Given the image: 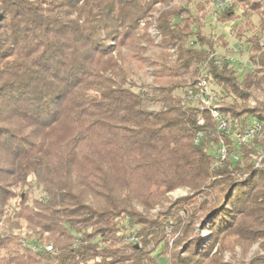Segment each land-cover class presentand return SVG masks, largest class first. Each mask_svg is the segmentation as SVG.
<instances>
[{"label": "trees", "instance_id": "16d2710c", "mask_svg": "<svg viewBox=\"0 0 264 264\" xmlns=\"http://www.w3.org/2000/svg\"><path fill=\"white\" fill-rule=\"evenodd\" d=\"M174 1L0 0V264H264V0Z\"/></svg>", "mask_w": 264, "mask_h": 264}, {"label": "built area", "instance_id": "2783aa9c", "mask_svg": "<svg viewBox=\"0 0 264 264\" xmlns=\"http://www.w3.org/2000/svg\"><path fill=\"white\" fill-rule=\"evenodd\" d=\"M230 3V0H215L212 6V12L216 9L223 8L226 4ZM215 14H212V20L215 21ZM154 35V34H153ZM241 49L239 46L234 47L233 51L236 56H230L229 59L235 61L237 58H240ZM211 53L209 57H213ZM241 59V58H240ZM216 64H219V60H215ZM186 97L195 101L202 110H206L215 121L216 129L219 132H226L229 128L230 123L232 122L231 118L225 115L219 107V104L215 102L216 93L212 89L208 80L206 79V74L201 70L200 76L197 78L196 83L186 89ZM204 122L203 117H199L198 123L202 124ZM261 129V123L257 120H254L251 125L241 132L235 133V138L238 143L245 142L251 139L255 134ZM200 131L196 133L195 141H198ZM217 153L220 158H224L226 155V148L222 139H220V144L217 148ZM219 161H216L218 164ZM47 249H51V246H46Z\"/></svg>", "mask_w": 264, "mask_h": 264}, {"label": "rangeland", "instance_id": "374dc122", "mask_svg": "<svg viewBox=\"0 0 264 264\" xmlns=\"http://www.w3.org/2000/svg\"><path fill=\"white\" fill-rule=\"evenodd\" d=\"M214 1L215 0H213L212 4H210V5L213 6ZM180 2L181 1L176 0L173 3L174 4H180ZM158 7H159V5H158ZM210 19H211V15H210ZM210 19L208 17L205 19L207 21V23H205L206 26L204 28L205 32L213 33L215 36L222 35L224 40L227 41L228 46H230V47L235 46V44L238 42V39H237L236 34H235L236 32L234 29L235 28L234 24L239 21L238 23H240V25L239 24L238 25L242 26L244 20H242L240 18L238 21L236 20V21H232V22L218 23V22L210 20ZM253 21L255 23H257V21H258L257 16H253ZM148 30H149V32H151V35L152 34L156 35V31L154 29L149 28ZM155 38H156L155 41L157 42L158 39H157V37H155ZM222 50H223L222 47L218 48V51L221 52ZM159 52H160L159 48L153 47V48L149 49L147 56L153 57V56L157 55ZM240 58L242 59V56H240ZM125 66L129 70V72H130V74L134 80H136L138 82H141V81L150 82L152 77L150 75V71H149L150 69L148 67L138 65V63H136L133 59L127 60L125 62ZM188 192H189V190L187 188H177L173 191H170L167 194V197L169 200H173L177 197L186 195ZM39 195H40V192L37 189H33L30 192V197H38ZM0 226H1V224H0ZM44 244H45V246H48L50 243H44ZM255 249H256V245L251 247L248 255L251 254L252 251H254ZM229 256L230 255L228 253H226V257H229ZM238 257H239V254L237 251V258Z\"/></svg>", "mask_w": 264, "mask_h": 264}]
</instances>
